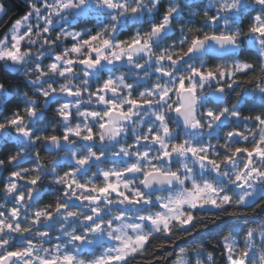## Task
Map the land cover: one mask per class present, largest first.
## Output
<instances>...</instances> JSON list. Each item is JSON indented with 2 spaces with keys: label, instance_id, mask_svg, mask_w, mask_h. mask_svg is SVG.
Instances as JSON below:
<instances>
[{
  "label": "snow or ice",
  "instance_id": "6c2138e0",
  "mask_svg": "<svg viewBox=\"0 0 264 264\" xmlns=\"http://www.w3.org/2000/svg\"><path fill=\"white\" fill-rule=\"evenodd\" d=\"M25 5L0 35V264H264V0Z\"/></svg>",
  "mask_w": 264,
  "mask_h": 264
},
{
  "label": "trees",
  "instance_id": "16d2710c",
  "mask_svg": "<svg viewBox=\"0 0 264 264\" xmlns=\"http://www.w3.org/2000/svg\"><path fill=\"white\" fill-rule=\"evenodd\" d=\"M4 6L7 10V15L3 16V19H0V32L7 26V24L9 23L10 20H12L19 12H22L25 8L23 5H21L20 3H16V7H11L6 0H3ZM17 4L19 5V7L17 6ZM202 22V18H197V20L195 21V23L197 25H199ZM247 21L245 20L244 24L246 26ZM251 51V50H249ZM9 80L8 83H10L11 87L13 88H20L21 91H27L28 89L23 88V85L21 83V78L19 76H16L14 74H9ZM17 99H21L20 97H18ZM10 106H15V105H10ZM47 118L51 119L52 118V111H48L47 112ZM50 158V157H49ZM0 180H2V177H0ZM53 199V194L51 192H47L44 195L43 200L41 201V204L44 203H49L51 202V200ZM261 218H264V213H260V215L256 218V222L258 223L259 220ZM205 245H207L210 249L212 247V243L211 240L206 239L203 241ZM178 250V249H177ZM217 255L219 254V249H215Z\"/></svg>",
  "mask_w": 264,
  "mask_h": 264
},
{
  "label": "bare ground",
  "instance_id": "6f19581e",
  "mask_svg": "<svg viewBox=\"0 0 264 264\" xmlns=\"http://www.w3.org/2000/svg\"><path fill=\"white\" fill-rule=\"evenodd\" d=\"M7 1V3L11 6V7H15V8H17L16 7V3H20L21 5H23L24 6V10L22 11V12H19L17 15V18H15L14 20L12 19V21L9 23V25L11 26V24L16 20V19H18V18H20V17H22V15L23 14H25L26 13V11H27V8H26V5H25V3H21V1L20 0H6ZM164 2L166 3L167 2V0H164ZM17 6L19 7V5L17 4ZM8 25V24H7ZM79 27L80 28H90V27H92V24H90V22H87V23H81L80 25H79ZM5 30H2L0 33L1 34H3V32H4ZM12 74V73H11ZM14 75H16V76H19L18 74H14ZM48 111H50V110H48ZM47 111V112H48ZM0 202H2V201H0Z\"/></svg>",
  "mask_w": 264,
  "mask_h": 264
},
{
  "label": "water",
  "instance_id": "95a60500",
  "mask_svg": "<svg viewBox=\"0 0 264 264\" xmlns=\"http://www.w3.org/2000/svg\"><path fill=\"white\" fill-rule=\"evenodd\" d=\"M17 16H18V15H16V16L13 18V20H14L15 18H17ZM11 21H12V20H11ZM11 21H10V22H11ZM10 22H9V23H10ZM9 23H8L7 26H9ZM7 26H6L3 30H5V29L7 28Z\"/></svg>",
  "mask_w": 264,
  "mask_h": 264
},
{
  "label": "rangeland",
  "instance_id": "374dc122",
  "mask_svg": "<svg viewBox=\"0 0 264 264\" xmlns=\"http://www.w3.org/2000/svg\"><path fill=\"white\" fill-rule=\"evenodd\" d=\"M21 1V3H25V0H20Z\"/></svg>",
  "mask_w": 264,
  "mask_h": 264
},
{
  "label": "flooded vegetation",
  "instance_id": "af4514ba",
  "mask_svg": "<svg viewBox=\"0 0 264 264\" xmlns=\"http://www.w3.org/2000/svg\"><path fill=\"white\" fill-rule=\"evenodd\" d=\"M93 23H95V21H91V22H90V24H93Z\"/></svg>",
  "mask_w": 264,
  "mask_h": 264
}]
</instances>
